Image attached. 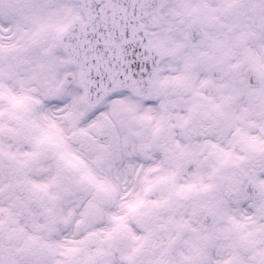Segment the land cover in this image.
<instances>
[{"label":"snow or ice","instance_id":"6c2138e0","mask_svg":"<svg viewBox=\"0 0 264 264\" xmlns=\"http://www.w3.org/2000/svg\"><path fill=\"white\" fill-rule=\"evenodd\" d=\"M0 264H264V0H0Z\"/></svg>","mask_w":264,"mask_h":264}]
</instances>
